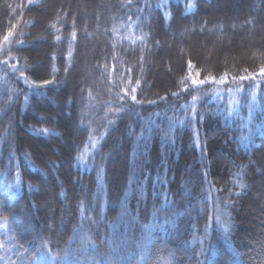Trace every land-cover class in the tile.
I'll return each mask as SVG.
<instances>
[{
  "label": "trees",
  "instance_id": "16d2710c",
  "mask_svg": "<svg viewBox=\"0 0 264 264\" xmlns=\"http://www.w3.org/2000/svg\"><path fill=\"white\" fill-rule=\"evenodd\" d=\"M231 1L0 0V264H264V109L228 102L264 0Z\"/></svg>",
  "mask_w": 264,
  "mask_h": 264
},
{
  "label": "rangeland",
  "instance_id": "374dc122",
  "mask_svg": "<svg viewBox=\"0 0 264 264\" xmlns=\"http://www.w3.org/2000/svg\"><path fill=\"white\" fill-rule=\"evenodd\" d=\"M232 6L236 7L238 5V0H233L231 1ZM222 10V9H221ZM261 30V29H260ZM218 40L217 42L214 43V45L217 46ZM220 43V42H219ZM203 45V49L204 48V43ZM215 46H210L208 47V49L206 48L205 50V56H213L214 54H212V52L214 51ZM216 57V55L214 56ZM218 59V58H216ZM224 60V58H223ZM260 82H254L252 84L249 85L248 88L245 89H241V90H237L233 87L229 88V94H228V102L232 101H236L238 102V100L236 99V97H241L243 96V98L245 99V101H248L247 104V111H243L241 108L237 107V106H233L231 108V110L235 109L234 111L235 115L238 116L239 119L243 120V124H247L250 121H255V117H254V112H255V107H259L261 110L264 109V85L260 86L259 85ZM263 105V106H262ZM264 111V110H263ZM258 126H262L264 125V121H256ZM262 245H257V249H261Z\"/></svg>",
  "mask_w": 264,
  "mask_h": 264
},
{
  "label": "snow or ice",
  "instance_id": "6c2138e0",
  "mask_svg": "<svg viewBox=\"0 0 264 264\" xmlns=\"http://www.w3.org/2000/svg\"><path fill=\"white\" fill-rule=\"evenodd\" d=\"M48 83H50L49 81H47V80H45V81H43L42 82V84H44V85H47ZM43 132L44 133H47L48 132V130L47 129H45V130H43Z\"/></svg>",
  "mask_w": 264,
  "mask_h": 264
}]
</instances>
